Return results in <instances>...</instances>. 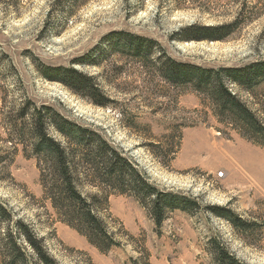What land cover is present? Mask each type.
Instances as JSON below:
<instances>
[{
  "label": "rangeland",
  "instance_id": "obj_1",
  "mask_svg": "<svg viewBox=\"0 0 264 264\" xmlns=\"http://www.w3.org/2000/svg\"><path fill=\"white\" fill-rule=\"evenodd\" d=\"M238 17L241 23L224 40H182L190 25ZM118 32L156 41L151 60L158 66L112 48ZM167 58L215 68L264 59V0L0 2V202L15 215L0 225L1 235L21 220L60 264H133L137 258L140 264H216L211 238H220L246 264H264V146L234 129L236 119L218 116L207 96L162 77L159 65ZM46 67L93 76L107 105L44 77ZM227 84L264 122V84L250 91ZM43 106L94 129L160 188L193 195L202 206L168 212L159 228L136 197L105 193L81 175L82 193L90 201L98 196V215L122 244L100 251L64 222L45 191L47 164L34 150L31 120V109ZM208 205L232 209L248 229L215 216ZM24 246L23 264H39Z\"/></svg>",
  "mask_w": 264,
  "mask_h": 264
},
{
  "label": "trees",
  "instance_id": "obj_2",
  "mask_svg": "<svg viewBox=\"0 0 264 264\" xmlns=\"http://www.w3.org/2000/svg\"><path fill=\"white\" fill-rule=\"evenodd\" d=\"M241 21L242 18L238 17L233 23L193 24L184 29L182 40H224ZM156 43L150 38L127 32L114 34L110 41L112 48L158 66L151 60ZM159 70L170 84L184 86L207 96L209 105L218 116L236 119L237 121L232 123L234 129L254 143L264 146V122L227 84L230 82L249 91L259 84H264V59L241 67L215 68L167 58L160 63ZM43 75L52 81L61 82L76 94L89 98L94 104L105 106L108 103L107 95L95 78L74 67H46ZM31 110L33 147L40 162L44 160L47 164V168H42L45 191L54 208L64 217V222L86 236L100 251L109 252L122 244L98 215L95 203L99 200L98 196L94 195L90 201L82 193L79 186L81 175H84L90 184L102 187L105 193L116 192L136 197L148 208L159 228L168 212L181 210L193 213L194 209L202 206L200 199L193 195L160 188L138 164L94 129L68 119L51 107L43 106ZM50 126L68 141L69 148L50 135ZM174 145L173 143L171 147ZM156 146L159 148V144ZM206 208L241 230H247L249 227V222L230 208L211 205ZM14 217L12 210L0 202V225L14 221ZM218 239L211 238L209 242L216 264H246L234 255L220 238ZM24 244L31 247L39 264H60L49 254L42 239L21 220H17L15 228H9L7 232L0 234L2 262H27L28 255ZM6 260H9V263ZM141 260L142 258L132 259V263L140 264Z\"/></svg>",
  "mask_w": 264,
  "mask_h": 264
},
{
  "label": "built area",
  "instance_id": "obj_3",
  "mask_svg": "<svg viewBox=\"0 0 264 264\" xmlns=\"http://www.w3.org/2000/svg\"><path fill=\"white\" fill-rule=\"evenodd\" d=\"M223 175H224V173H223V172H220V173H219V176H220V177H221V176H223Z\"/></svg>",
  "mask_w": 264,
  "mask_h": 264
}]
</instances>
